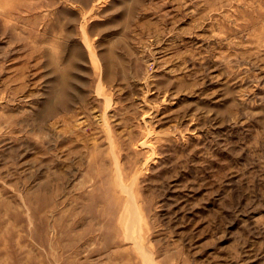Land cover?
<instances>
[{
    "label": "rangeland",
    "instance_id": "374dc122",
    "mask_svg": "<svg viewBox=\"0 0 264 264\" xmlns=\"http://www.w3.org/2000/svg\"><path fill=\"white\" fill-rule=\"evenodd\" d=\"M0 264H264V0H0Z\"/></svg>",
    "mask_w": 264,
    "mask_h": 264
},
{
    "label": "bare ground",
    "instance_id": "6f19581e",
    "mask_svg": "<svg viewBox=\"0 0 264 264\" xmlns=\"http://www.w3.org/2000/svg\"><path fill=\"white\" fill-rule=\"evenodd\" d=\"M123 222V221H122ZM149 258V257H148Z\"/></svg>",
    "mask_w": 264,
    "mask_h": 264
}]
</instances>
